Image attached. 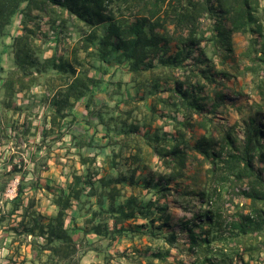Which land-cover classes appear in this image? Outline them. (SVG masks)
<instances>
[{"label":"rangeland","instance_id":"374dc122","mask_svg":"<svg viewBox=\"0 0 264 264\" xmlns=\"http://www.w3.org/2000/svg\"><path fill=\"white\" fill-rule=\"evenodd\" d=\"M24 7L0 33V264H264V236L248 242L254 251L235 250L226 236L214 238L217 227L200 222L208 205L198 194L212 161L194 150L207 131L198 124L203 118L212 120L208 130L215 136L232 132L238 145L250 118L264 127L263 66L248 55L254 40L258 50L264 42V0L257 10L262 38L258 32L234 35L228 57L204 42L205 54L194 51L182 68L165 56L135 67L101 46L104 26L92 30L50 3L42 10ZM212 23L206 18L203 28ZM176 51L171 43L168 56ZM200 69H209L212 85ZM187 77L202 80L210 98L203 115L184 126L188 120L172 89ZM214 101L219 107L211 114ZM176 142L187 147L186 169L162 198L144 184L170 175L161 155ZM74 185L80 197L71 199L64 221L75 252L70 243L56 252L40 250L37 245L48 244L37 221L55 219L56 201ZM223 193L231 223L248 201L232 186ZM119 209L135 215L121 234L111 220ZM98 224L103 234H89ZM189 229L202 250L190 247Z\"/></svg>","mask_w":264,"mask_h":264},{"label":"trees","instance_id":"16d2710c","mask_svg":"<svg viewBox=\"0 0 264 264\" xmlns=\"http://www.w3.org/2000/svg\"><path fill=\"white\" fill-rule=\"evenodd\" d=\"M49 3L66 11L92 30L104 26L101 46L110 48L135 67L153 58L163 61L165 56L169 64L182 68L194 51L202 52L201 56L205 54L202 48L204 42L212 47L216 55L228 57L233 53L234 35L258 32L263 37V29L257 18L260 0H0V33L11 24L12 18L23 5V11H30L33 7L42 10V6ZM124 10L131 12L132 19L125 17ZM206 18H211L213 23L204 29ZM254 25H257L258 31L254 29ZM93 37H97L96 32ZM258 42H252V50L248 55H251L253 64L263 66L264 75V42L260 50L255 49ZM171 43L177 48L174 56H168ZM199 62L203 63L201 59ZM250 70L255 68L251 67ZM199 72L210 85L215 82L209 69H200ZM195 77L200 78L198 75ZM200 82L202 80L192 83L187 77L184 81H177L172 89L177 96L175 106L178 112H182L188 120L184 126L191 124L192 116H202L206 102L209 101L210 97L203 95L205 85ZM218 107L219 103L214 101L209 113L212 114ZM189 114L191 117H188ZM207 123L212 124V120L203 118L198 123L207 131L194 146L197 153L212 161L211 168L206 172L205 188L198 194L208 205V209L200 215V222L206 221L210 226L217 227L219 237L214 238L223 239L226 236L227 239L224 240H232L235 250L241 248L246 252L254 251L248 242L259 241L264 236L263 123L259 118H250L240 145L232 132L217 137L208 130ZM180 135L183 140L184 134L180 132ZM186 148L181 146V142H176L171 150L161 151L165 168L170 171V175L160 177L155 184L153 180L147 181L144 187L160 190L162 198L168 196L170 182L177 181L184 175L188 160ZM256 161L260 163V168L255 167ZM227 186H232L235 193L248 201L245 211L231 223L225 221L223 207V189ZM21 192L19 189L18 197ZM79 197L80 191L75 185L70 187L68 195H63L56 201L59 207L56 218L47 224L37 221L39 237L45 238L48 244L46 247L37 245L40 250L44 248L46 251L56 252L61 244L70 243L71 252H75V244L64 220L71 199ZM112 211L115 213L114 209ZM98 214L97 211L93 213V218ZM131 219H135L134 213L119 209L118 214L111 217L114 231L119 234L126 232L123 224ZM104 228L109 229L108 223ZM93 233L102 235L103 226L98 224L93 227L89 234ZM187 234L192 249L204 248L194 229H189ZM176 240L173 235L171 241L174 243ZM208 243L210 241L206 244Z\"/></svg>","mask_w":264,"mask_h":264}]
</instances>
